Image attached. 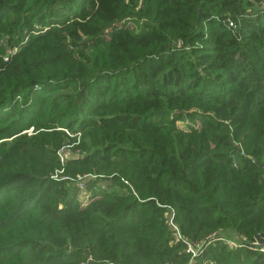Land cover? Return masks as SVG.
Wrapping results in <instances>:
<instances>
[{
    "label": "trees",
    "instance_id": "obj_1",
    "mask_svg": "<svg viewBox=\"0 0 264 264\" xmlns=\"http://www.w3.org/2000/svg\"><path fill=\"white\" fill-rule=\"evenodd\" d=\"M262 1L0 0V264H264Z\"/></svg>",
    "mask_w": 264,
    "mask_h": 264
},
{
    "label": "built area",
    "instance_id": "obj_2",
    "mask_svg": "<svg viewBox=\"0 0 264 264\" xmlns=\"http://www.w3.org/2000/svg\"><path fill=\"white\" fill-rule=\"evenodd\" d=\"M257 8L259 11L264 12V1H262L261 3H259L257 5ZM229 28L235 30V26L229 22ZM6 61V59H5ZM80 189L82 190V186H80ZM168 225L170 226V229L173 227V229H171L174 234L177 233V230L175 229V226L172 224V217L170 219V221L168 222ZM182 240V237L180 235L177 234L176 237H174V241L178 242ZM185 243V254L189 257L188 263L187 264H197V261L202 259V257L204 256V252L207 249L208 246L214 244V243H223L226 246L232 248V249H239L242 248L243 246H245V242L242 239H232V241L221 238L215 234L209 236L208 238H206L204 241L200 242V243H187V241L182 240ZM254 247L258 249L259 252L264 253V246H257L256 244H254ZM206 260L205 258L202 259V262ZM202 264H211L208 261H204Z\"/></svg>",
    "mask_w": 264,
    "mask_h": 264
},
{
    "label": "rangeland",
    "instance_id": "obj_3",
    "mask_svg": "<svg viewBox=\"0 0 264 264\" xmlns=\"http://www.w3.org/2000/svg\"><path fill=\"white\" fill-rule=\"evenodd\" d=\"M180 47V46H179ZM5 61V60H4ZM179 126H181L182 128H184L182 125H181V123L179 124ZM58 131H60V130H58ZM41 132V133H40ZM36 133H39V134H49V133H51L50 131H48V132H45L44 130H40V131H38V132H36ZM36 133H34V131H33V128H31V129H29V130H27V131H24V132H22L20 135L21 136H23V135H27V136H31V135H34V134H36ZM38 134V135H39ZM45 137H41V140H43ZM12 141V139H5V140H2L1 142H0V144H3V143H10ZM43 142V141H42ZM53 149V148H52ZM54 149H56V148H54ZM53 149V150H54ZM58 152H57V155H58V160L59 161H61V162H64V158H65V156H70V154L71 153H68V152H66V151H64V150H61V148L60 149H58L57 150ZM77 155L79 154V153H76ZM79 156V155H78ZM50 164L51 165H53L54 164V162L52 161V162H50ZM262 168H264V165H262ZM60 174V172L59 171H54V172H52V175H51V178H53V179H55V180H57L58 179V175ZM82 203H83V205H86V203H87V197H84L83 199H82ZM170 219H171V217H169L168 219H167V226L170 228V226L168 225V222L170 221ZM172 224H173V222H172ZM174 225V224H173ZM175 226V229L177 230V228H176V225H174ZM171 229H173V227L171 228ZM172 231V230H171ZM173 232V231H172ZM174 233V232H173ZM177 234L179 235V232L177 231V233L176 234H173V236L174 237H176L177 236ZM213 235V234H212ZM215 235H217V236H219V237H221V238H224V239H227V240H230V241H232V239H241V238H239V237H235V236H233L232 234H229V233H227V234H215ZM243 240V239H242ZM244 241V240H243ZM245 242V241H244ZM254 244H256L255 243V240H254Z\"/></svg>",
    "mask_w": 264,
    "mask_h": 264
},
{
    "label": "water",
    "instance_id": "obj_4",
    "mask_svg": "<svg viewBox=\"0 0 264 264\" xmlns=\"http://www.w3.org/2000/svg\"><path fill=\"white\" fill-rule=\"evenodd\" d=\"M260 168H262L261 165ZM254 240L257 246H264V235H257Z\"/></svg>",
    "mask_w": 264,
    "mask_h": 264
}]
</instances>
